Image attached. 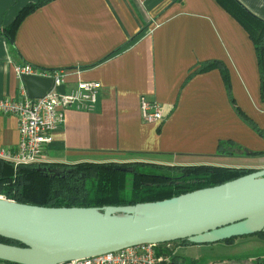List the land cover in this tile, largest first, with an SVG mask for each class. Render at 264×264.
<instances>
[{
    "label": "crops",
    "instance_id": "0c3cea01",
    "mask_svg": "<svg viewBox=\"0 0 264 264\" xmlns=\"http://www.w3.org/2000/svg\"><path fill=\"white\" fill-rule=\"evenodd\" d=\"M40 1L0 0V97H18L23 84L15 70L23 65L76 72L66 89L77 81L97 82L100 89L92 111L63 112L38 163L136 158L164 166L264 169L224 161L234 158L233 148L264 161V65L261 82L251 39L217 0H51L21 21L11 42L4 29ZM236 1L264 22V0ZM141 97L161 106L162 121L142 120ZM17 143L16 119L0 115V150L14 152ZM249 240L262 246L251 258L220 253L248 249ZM171 245L176 264L185 257L196 262L194 248L217 254L208 264L264 259L259 235Z\"/></svg>",
    "mask_w": 264,
    "mask_h": 264
},
{
    "label": "water",
    "instance_id": "95a60500",
    "mask_svg": "<svg viewBox=\"0 0 264 264\" xmlns=\"http://www.w3.org/2000/svg\"><path fill=\"white\" fill-rule=\"evenodd\" d=\"M29 99L49 78L23 75ZM264 234V169L171 199L128 207L47 208L0 197V243L6 264H64L145 244L212 245Z\"/></svg>",
    "mask_w": 264,
    "mask_h": 264
},
{
    "label": "trees",
    "instance_id": "16d2710c",
    "mask_svg": "<svg viewBox=\"0 0 264 264\" xmlns=\"http://www.w3.org/2000/svg\"><path fill=\"white\" fill-rule=\"evenodd\" d=\"M49 1L51 0H42L21 9L16 19L4 29L6 37L13 42L21 21ZM217 2L234 16L251 39L262 82L264 22L248 12L236 0H217ZM207 69L208 67H204L202 70ZM172 171L178 173L170 174L169 172ZM252 172L254 170L205 165L172 168L157 164L113 161H84L74 164L34 163L14 166L0 159V196L18 204L47 208L128 207L159 202L219 186ZM258 235L264 238V234ZM232 241L233 239H230L225 243ZM0 243L21 246L2 237ZM178 243L191 245L187 241ZM166 254L172 255L171 252ZM171 261L172 264H176L175 257L172 256ZM256 264H264V259L258 258Z\"/></svg>",
    "mask_w": 264,
    "mask_h": 264
},
{
    "label": "built area",
    "instance_id": "2783aa9c",
    "mask_svg": "<svg viewBox=\"0 0 264 264\" xmlns=\"http://www.w3.org/2000/svg\"><path fill=\"white\" fill-rule=\"evenodd\" d=\"M15 74L18 80L29 75L52 81L50 90L38 99H29L23 86L15 99L0 97V115L14 117L18 131L16 150H0V159L17 166L38 163L43 147L52 142L53 133L62 124L66 109L92 111L100 84L77 81L66 89L69 75H76V72L43 70L30 65L18 67ZM139 111L146 123H158L163 119L161 106L144 97L139 99ZM171 247V243L145 244L64 264H172V255L166 254Z\"/></svg>",
    "mask_w": 264,
    "mask_h": 264
},
{
    "label": "rangeland",
    "instance_id": "374dc122",
    "mask_svg": "<svg viewBox=\"0 0 264 264\" xmlns=\"http://www.w3.org/2000/svg\"><path fill=\"white\" fill-rule=\"evenodd\" d=\"M232 151L235 153L234 158H231V159L224 158V161L233 162L234 164L235 163L247 164V165L251 164L255 168H264V161L262 160V158L256 159L253 157L243 156V154L239 153L241 151L238 148H233ZM179 160H182V159H179ZM118 162H120V163H132V164H134V163L151 164V163H147L143 160H138L136 158H135V160L132 159V160H128V161H118ZM157 165H160V164H157ZM161 166H164V165H161ZM170 167L174 168V167H178V166H170ZM181 167H183V166H181ZM169 173L170 174L173 173V175H175V173H178V171H172ZM254 239H256V238H254ZM242 241H246V240H242ZM249 241L250 242H245L246 245H248V247H246L248 249L237 250V249H240V248H237V249H234L232 252L225 250L224 252H220V253H222V254L224 253L225 255L231 254L236 258H242V259L251 258L254 255H256L255 253L257 252L258 249H262V246L259 247L258 245H260V244L255 242V240H253V242L251 240H249ZM257 247H259V248H257ZM168 251L172 253V247L170 249H168ZM191 253L194 256H196L198 260L196 262H191L190 258L185 257L182 261L183 264H208V263L212 262L214 259L218 258L216 256L217 254L214 255V258L212 256H209L208 255V249L206 250L205 248H202V249L201 248L200 249L194 248V250H192ZM171 259H172V257H171ZM244 261H246V260H244Z\"/></svg>",
    "mask_w": 264,
    "mask_h": 264
}]
</instances>
